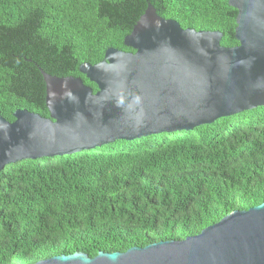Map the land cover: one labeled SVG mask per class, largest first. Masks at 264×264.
Returning <instances> with one entry per match:
<instances>
[{"label": "trees", "instance_id": "16d2710c", "mask_svg": "<svg viewBox=\"0 0 264 264\" xmlns=\"http://www.w3.org/2000/svg\"><path fill=\"white\" fill-rule=\"evenodd\" d=\"M148 2L183 28L219 30L233 46L229 0H0V115L49 116L40 67L79 76L124 38ZM264 202V105L190 129L117 139L0 169V264L60 253L126 251L199 233Z\"/></svg>", "mask_w": 264, "mask_h": 264}, {"label": "water", "instance_id": "95a60500", "mask_svg": "<svg viewBox=\"0 0 264 264\" xmlns=\"http://www.w3.org/2000/svg\"><path fill=\"white\" fill-rule=\"evenodd\" d=\"M237 9L233 46L219 30L183 28L151 2L124 38L79 76L40 72L49 116L27 108L0 115V169L10 163L93 149L117 139L211 123L264 105V0H229ZM32 264H264V202L235 209L184 239L126 251L60 253Z\"/></svg>", "mask_w": 264, "mask_h": 264}]
</instances>
